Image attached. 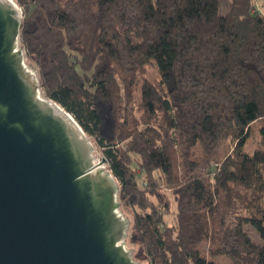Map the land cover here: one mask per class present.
I'll list each match as a JSON object with an SVG mask.
<instances>
[{"label":"trees","instance_id":"obj_1","mask_svg":"<svg viewBox=\"0 0 264 264\" xmlns=\"http://www.w3.org/2000/svg\"><path fill=\"white\" fill-rule=\"evenodd\" d=\"M14 1L41 91L103 150L148 263L264 264V0Z\"/></svg>","mask_w":264,"mask_h":264},{"label":"water","instance_id":"obj_2","mask_svg":"<svg viewBox=\"0 0 264 264\" xmlns=\"http://www.w3.org/2000/svg\"><path fill=\"white\" fill-rule=\"evenodd\" d=\"M0 0V264H140L119 185L71 113L41 91Z\"/></svg>","mask_w":264,"mask_h":264},{"label":"rangeland","instance_id":"obj_3","mask_svg":"<svg viewBox=\"0 0 264 264\" xmlns=\"http://www.w3.org/2000/svg\"><path fill=\"white\" fill-rule=\"evenodd\" d=\"M259 8H261V7H259ZM156 68H157L156 65L148 66L146 68L145 73L142 75L140 80L142 81L143 79H147V78H149L151 80H158L160 75H158ZM260 126H261V123H258L256 125L252 126V132L250 135V140L247 142V144L245 146V150H247L250 154L253 153L255 151V149L261 148L262 138H260V135H259L260 134L259 131L261 128ZM90 139H91L93 146H94V156L96 157L97 162H102L103 159H105V156L103 154V150L100 148L99 145H97L94 137L93 138L90 137ZM103 167L105 169H109L107 161L105 162V164H103ZM159 184L162 185V182H159ZM171 200H172V210H173L172 212L173 213H170L165 217L168 225H173L175 223L174 212H175L176 203L173 200V198H171ZM120 209L129 218L130 223H131V227H130V230L128 232L129 235H128V238L126 241V245H128V247L130 249H132V248L134 249L133 256H135L136 260L140 264H149L148 261L146 260L145 256L143 255V252H142L140 246L137 245L136 243L132 242L133 238H132L131 233H132V229L134 226L132 211H129L128 209L123 208L122 205H120ZM207 248H208V246L206 247V249ZM212 258L215 260V262L217 264H230L229 260L224 256H212Z\"/></svg>","mask_w":264,"mask_h":264},{"label":"crops","instance_id":"obj_4","mask_svg":"<svg viewBox=\"0 0 264 264\" xmlns=\"http://www.w3.org/2000/svg\"><path fill=\"white\" fill-rule=\"evenodd\" d=\"M261 3H263V0H256V4L259 6V7H261L262 6V4Z\"/></svg>","mask_w":264,"mask_h":264},{"label":"built area","instance_id":"obj_5","mask_svg":"<svg viewBox=\"0 0 264 264\" xmlns=\"http://www.w3.org/2000/svg\"><path fill=\"white\" fill-rule=\"evenodd\" d=\"M142 185H144V186H145V185H146V183H145V182H143V183H142Z\"/></svg>","mask_w":264,"mask_h":264}]
</instances>
